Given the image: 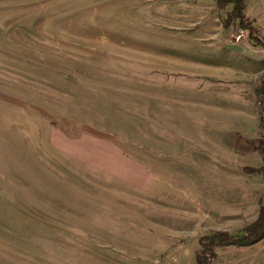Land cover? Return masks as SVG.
<instances>
[{
	"label": "rangeland",
	"instance_id": "obj_1",
	"mask_svg": "<svg viewBox=\"0 0 264 264\" xmlns=\"http://www.w3.org/2000/svg\"><path fill=\"white\" fill-rule=\"evenodd\" d=\"M244 3L251 34L216 0H0V264H196L201 235L257 219L264 0ZM210 264H264V238Z\"/></svg>",
	"mask_w": 264,
	"mask_h": 264
},
{
	"label": "trees",
	"instance_id": "obj_2",
	"mask_svg": "<svg viewBox=\"0 0 264 264\" xmlns=\"http://www.w3.org/2000/svg\"><path fill=\"white\" fill-rule=\"evenodd\" d=\"M228 4H231V10L223 21L224 26H228L230 21L237 19L239 26L251 34L252 26L244 12V0H216L217 8H224ZM255 92L258 96H264V76L261 77V83L256 87ZM259 113V126L264 127V98H259ZM245 169L250 172L261 173L264 176V154H262L260 167H246ZM262 238H264V203L260 207L257 219L246 225L241 233L234 234L226 230H213L201 235L197 241L198 248L195 250V262L196 264H210L215 257V248L218 246H247L258 242Z\"/></svg>",
	"mask_w": 264,
	"mask_h": 264
},
{
	"label": "crops",
	"instance_id": "obj_3",
	"mask_svg": "<svg viewBox=\"0 0 264 264\" xmlns=\"http://www.w3.org/2000/svg\"><path fill=\"white\" fill-rule=\"evenodd\" d=\"M117 157V160L122 164L121 168L114 169L111 167L113 170L109 169V172L142 189H149L154 185V175L148 173L140 164L122 154H119Z\"/></svg>",
	"mask_w": 264,
	"mask_h": 264
}]
</instances>
